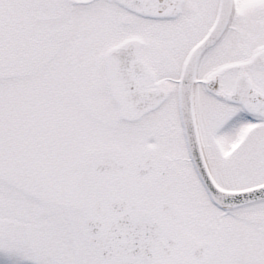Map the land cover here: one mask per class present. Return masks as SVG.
I'll return each mask as SVG.
<instances>
[{"label":"snow or ice","instance_id":"1","mask_svg":"<svg viewBox=\"0 0 264 264\" xmlns=\"http://www.w3.org/2000/svg\"><path fill=\"white\" fill-rule=\"evenodd\" d=\"M0 264H264V0H0Z\"/></svg>","mask_w":264,"mask_h":264}]
</instances>
